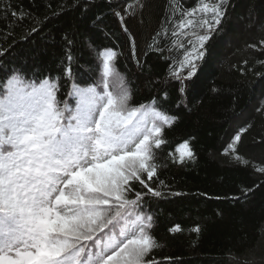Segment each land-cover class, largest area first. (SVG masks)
Instances as JSON below:
<instances>
[{
  "label": "trees",
  "instance_id": "obj_1",
  "mask_svg": "<svg viewBox=\"0 0 264 264\" xmlns=\"http://www.w3.org/2000/svg\"><path fill=\"white\" fill-rule=\"evenodd\" d=\"M34 91L48 108L23 131ZM132 109L127 151L85 171L98 188L126 161L145 165L117 190L97 251L142 241L154 264H264V0H0V118L13 116L0 131V211L22 219L1 174L16 158L47 162L61 125L86 139L118 133ZM85 203L64 235L48 234L44 256L72 259L70 230L102 211ZM137 216L143 226L124 237Z\"/></svg>",
  "mask_w": 264,
  "mask_h": 264
},
{
  "label": "rangeland",
  "instance_id": "obj_2",
  "mask_svg": "<svg viewBox=\"0 0 264 264\" xmlns=\"http://www.w3.org/2000/svg\"><path fill=\"white\" fill-rule=\"evenodd\" d=\"M189 58L192 61L194 59V55L192 54L191 56L190 54ZM188 64L189 60H187L184 65ZM83 91L85 90L75 86L72 93L77 100L79 107L81 109H87L89 105L83 98L85 94ZM88 114H90V116L93 115V111L91 110ZM122 114L124 117L120 118L116 123L128 127L129 124L131 125L135 113L130 110H126L122 112ZM127 139H130V137L127 136ZM84 146H88V143H85ZM144 170V163L138 160L132 162L126 161L122 164V167L117 169L116 172L107 173L108 178L105 183L96 189L94 192L95 194H93L94 196H92L93 199L91 198L92 201L95 200L101 203V215L94 221H89L88 219L85 223L77 226L71 232V234L75 233L73 237L87 235L88 232H91L101 226L106 227V225L111 222L112 217H114L120 207L117 190L120 189L126 181L137 179L138 174ZM53 178L60 179V181L51 190H49V193L43 192L38 195H34L30 203L27 202L28 205H30L27 209L31 218H34L33 220H37L38 222H43L44 220L51 221L53 219V214L51 212L53 202L55 203L57 211L67 214L66 211L68 206L66 201H64L61 196L57 198L59 189L64 191H67L70 187L74 190L92 189L90 180L84 177L77 176L70 181L67 179L66 174H55ZM46 189H48V187H46ZM130 219L131 220H129L128 225L125 228L129 234L134 230L135 225L138 227L143 226V220H138L137 218ZM12 223L11 219L6 216L0 220V250L4 251V254L6 255V258L0 257V264H25L28 256L31 254L30 252L32 251L33 246L30 243V238L25 237V230L23 228L14 227ZM124 235H127V233H124ZM134 243L136 242H133L132 244ZM125 251L126 253L116 257L113 264H154V262L150 261L147 263V261L144 260L146 258L147 251V246L144 243L129 245Z\"/></svg>",
  "mask_w": 264,
  "mask_h": 264
}]
</instances>
